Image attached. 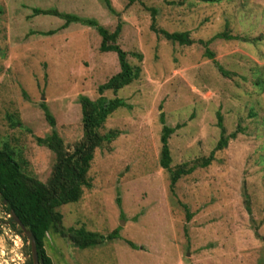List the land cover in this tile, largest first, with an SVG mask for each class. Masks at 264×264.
<instances>
[{
  "label": "rangeland",
  "instance_id": "374dc122",
  "mask_svg": "<svg viewBox=\"0 0 264 264\" xmlns=\"http://www.w3.org/2000/svg\"><path fill=\"white\" fill-rule=\"evenodd\" d=\"M110 2L117 15L100 0H0V146L10 145L41 182L49 178L54 156L34 139L51 129L40 104L71 146L82 136L78 97L95 100L97 87L119 64L115 53L99 51L93 28L61 29L63 20L34 16L32 9L93 18L111 32L120 21L117 44L141 55L127 56L140 68L139 78L103 94L130 109L114 111L101 129L119 136L95 150L91 188L58 209L65 228L102 235L117 230L119 239L80 250L48 234L47 254L53 264H264V0ZM149 7L157 10L160 28L187 31L193 44L153 33ZM47 31L55 33L39 34ZM223 31L241 40L213 39ZM161 112L168 126L180 125L169 140L172 166L208 157L220 136L217 114L227 134L239 126L209 166L178 181L175 197L158 163ZM8 219L0 203V264H29V242L9 236Z\"/></svg>",
  "mask_w": 264,
  "mask_h": 264
},
{
  "label": "trees",
  "instance_id": "16d2710c",
  "mask_svg": "<svg viewBox=\"0 0 264 264\" xmlns=\"http://www.w3.org/2000/svg\"><path fill=\"white\" fill-rule=\"evenodd\" d=\"M128 5L138 3L144 6V0H126ZM213 2L214 0H205ZM100 2L111 13L117 15L113 9L110 0H100ZM150 13V30L158 36L173 44L190 46L193 40L187 31L184 32H167L157 24V10L154 7L147 8ZM34 16L44 15L53 16L63 20L61 29L69 27L71 24L93 28L100 36V52H112L116 54L119 64V71L111 76L105 83L97 87L99 96L91 100L86 96H79L78 102L81 110V127L82 136L71 146H66L63 139L55 129V121L44 103L40 104L44 116L50 125V132L43 137H34L38 146L47 148L53 153L54 162L51 173L46 182L39 181L36 177L27 171V161L17 154L13 148L4 143L0 146V203L5 208L7 215L12 210L18 217L22 225L34 236L36 248L43 264H53L52 259L45 249V241L48 234L57 235L60 238L67 239L75 248L80 250L93 248L102 245L108 241L119 239L118 231L115 230L108 235H102L96 232H90L84 228H65L63 226V216L58 210L61 206L78 202L83 194V190L91 188L88 179V172L91 162L94 158L96 149L104 145L111 144L119 136V131L113 129L102 134L101 129L107 118L117 109L130 106L121 98H106L103 94L106 91L117 93L133 81L137 80L140 75V68L131 65L127 56L130 55L138 60L141 55L135 52H125L117 44L122 24L118 21L115 29L111 32L101 26L95 19L81 17L72 13L60 12L55 8L40 9L33 8ZM54 31L40 32V35H53ZM213 39L222 40H241L240 36H234L227 31L215 34ZM207 46L209 41H202ZM205 56L214 59V53L206 50ZM218 71L224 77H228L229 72L224 71L216 61H213ZM161 123L160 131V149L158 163L161 169L167 172L169 185L168 190L172 197H175V187L178 181L189 174L196 168H204L210 165L214 159V154L222 150L228 144V141L235 139L238 128L229 134L226 133L222 123L221 115L217 114V127L220 130L219 139L214 149L208 157L191 164L182 163L172 166V156L169 147V140L173 133L179 129L180 125L174 127L165 123L164 114H159ZM120 207V199L116 200ZM245 203L249 200L245 198ZM185 209L186 206L182 205ZM186 215L189 212L186 209ZM11 225L27 241L15 223L9 219ZM127 245L135 249L136 245L126 241ZM29 244V243H28ZM30 250V246H29ZM30 264V263H29Z\"/></svg>",
  "mask_w": 264,
  "mask_h": 264
},
{
  "label": "water",
  "instance_id": "95a60500",
  "mask_svg": "<svg viewBox=\"0 0 264 264\" xmlns=\"http://www.w3.org/2000/svg\"><path fill=\"white\" fill-rule=\"evenodd\" d=\"M9 216H10V219L12 220V222L15 223L17 225V227L20 228L25 239L29 242V246H30L29 251H30V258H31L30 264H43V260L37 252L35 239H34L33 234L31 233V231L27 230L22 225V223L20 222V220L18 219V217L15 215V213L12 210H10Z\"/></svg>",
  "mask_w": 264,
  "mask_h": 264
},
{
  "label": "built area",
  "instance_id": "2783aa9c",
  "mask_svg": "<svg viewBox=\"0 0 264 264\" xmlns=\"http://www.w3.org/2000/svg\"><path fill=\"white\" fill-rule=\"evenodd\" d=\"M9 236L10 237L17 238L19 243H21V241H22L21 236L16 231H14V230H12L11 232H9Z\"/></svg>",
  "mask_w": 264,
  "mask_h": 264
},
{
  "label": "flooded vegetation",
  "instance_id": "af4514ba",
  "mask_svg": "<svg viewBox=\"0 0 264 264\" xmlns=\"http://www.w3.org/2000/svg\"><path fill=\"white\" fill-rule=\"evenodd\" d=\"M10 219V218H9ZM9 219H8V222H9ZM9 225L13 228V229H15L12 225H11V223L9 222ZM9 225H7V227H8V233L9 232H11L13 229L9 226ZM12 229V230H11ZM17 232V231H16ZM19 234V233H18Z\"/></svg>",
  "mask_w": 264,
  "mask_h": 264
},
{
  "label": "clouds",
  "instance_id": "9594fccd",
  "mask_svg": "<svg viewBox=\"0 0 264 264\" xmlns=\"http://www.w3.org/2000/svg\"><path fill=\"white\" fill-rule=\"evenodd\" d=\"M9 218H10V216H9Z\"/></svg>",
  "mask_w": 264,
  "mask_h": 264
}]
</instances>
